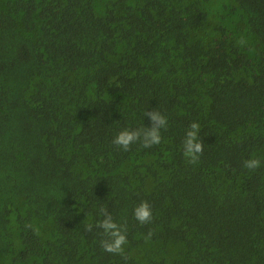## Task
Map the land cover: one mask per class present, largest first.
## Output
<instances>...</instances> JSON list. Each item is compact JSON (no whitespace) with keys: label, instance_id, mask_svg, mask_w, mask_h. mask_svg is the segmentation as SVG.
<instances>
[{"label":"trees","instance_id":"1","mask_svg":"<svg viewBox=\"0 0 264 264\" xmlns=\"http://www.w3.org/2000/svg\"><path fill=\"white\" fill-rule=\"evenodd\" d=\"M153 110L159 145L112 144ZM101 206L127 264H264V0H0V264H125Z\"/></svg>","mask_w":264,"mask_h":264},{"label":"clouds","instance_id":"2","mask_svg":"<svg viewBox=\"0 0 264 264\" xmlns=\"http://www.w3.org/2000/svg\"><path fill=\"white\" fill-rule=\"evenodd\" d=\"M237 43L243 46L247 42L241 39ZM144 115L150 118V127L125 128L112 139V144L125 152L130 151L131 146L136 143L141 144L143 148L159 145L162 142L161 130L167 128L168 118L158 110L146 111ZM200 130L201 126L198 122H191L183 140V156L186 162L193 166L198 165L204 151V143L200 139ZM261 166L262 160L256 157L246 159L243 162V167L249 171H255ZM98 214L102 219L95 225L87 224L85 230L91 233L94 227L101 229L103 238L100 241V246L102 250L109 254L121 256L127 264L130 259V254L125 250V246L128 244L127 225L118 223L106 206H101L98 209ZM133 216L141 225L153 222V208L150 202L141 201L134 208ZM25 227L32 229L36 235H39V229L34 228L30 222L26 223ZM153 234V231L149 230L144 237L145 242L150 241Z\"/></svg>","mask_w":264,"mask_h":264}]
</instances>
